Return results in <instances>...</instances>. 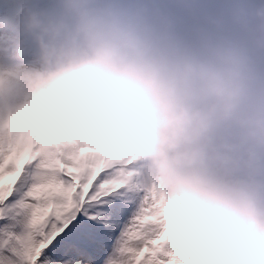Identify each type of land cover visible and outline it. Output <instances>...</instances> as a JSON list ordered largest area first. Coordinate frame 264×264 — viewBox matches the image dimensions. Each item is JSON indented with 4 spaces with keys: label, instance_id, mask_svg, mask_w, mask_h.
Here are the masks:
<instances>
[{
    "label": "clouds",
    "instance_id": "9594fccd",
    "mask_svg": "<svg viewBox=\"0 0 264 264\" xmlns=\"http://www.w3.org/2000/svg\"><path fill=\"white\" fill-rule=\"evenodd\" d=\"M6 2L0 141L118 161L157 264H264V0Z\"/></svg>",
    "mask_w": 264,
    "mask_h": 264
},
{
    "label": "snow or ice",
    "instance_id": "6c2138e0",
    "mask_svg": "<svg viewBox=\"0 0 264 264\" xmlns=\"http://www.w3.org/2000/svg\"><path fill=\"white\" fill-rule=\"evenodd\" d=\"M118 167L0 141V264H120L125 254L127 264H157L146 213L139 203L129 212Z\"/></svg>",
    "mask_w": 264,
    "mask_h": 264
},
{
    "label": "rangeland",
    "instance_id": "374dc122",
    "mask_svg": "<svg viewBox=\"0 0 264 264\" xmlns=\"http://www.w3.org/2000/svg\"><path fill=\"white\" fill-rule=\"evenodd\" d=\"M12 9L11 6L6 2V0H0V36L5 34L7 28V22L11 19ZM142 195V193L140 194ZM127 198L130 200L129 212L136 210L139 203L138 199L132 193H126Z\"/></svg>",
    "mask_w": 264,
    "mask_h": 264
}]
</instances>
